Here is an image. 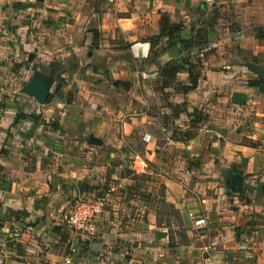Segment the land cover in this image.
Returning <instances> with one entry per match:
<instances>
[{
  "label": "crops",
  "instance_id": "obj_1",
  "mask_svg": "<svg viewBox=\"0 0 264 264\" xmlns=\"http://www.w3.org/2000/svg\"><path fill=\"white\" fill-rule=\"evenodd\" d=\"M164 15L174 35L190 40L199 31L205 34L204 44L187 51L181 45L165 48V39L153 38ZM258 29L262 31L258 33ZM263 35L264 0H0V70L4 61L19 57L22 49L32 63L85 66L80 78L89 82L100 78L107 83L114 78L116 98L127 104L131 113H127L128 119H120L121 131L116 141H110V159L127 158L126 153L115 150L126 136L153 121L160 122L159 112L148 114L149 95H145L154 91L155 84L161 85L159 68L168 62L179 64L176 81L187 85L190 70L186 63L195 65L199 74L195 89L185 93L179 85L159 87L152 95L158 104L161 92L170 93L166 112L179 105L177 115H169L168 126L181 127L183 137L166 140L177 145L182 155L178 159L167 155L173 164L168 169L173 172L176 163L178 170L199 177L203 181L199 182L200 196L194 202L172 198L184 228L181 242L173 243L167 234L166 241L160 243L154 238L159 229L150 235L140 233L137 249L146 248L145 256L134 249L137 259L126 264H264V91L259 76L247 66L264 67ZM154 47L160 48L158 55L152 54ZM70 71L65 73L73 76L79 70ZM250 81H260V86H251ZM2 85L0 172L6 178L0 182V264H46L55 260L49 247L56 239L51 240L45 232L58 235L71 186L80 176L94 177L97 166L80 165L85 158L94 159L95 153L80 159L72 153V146L62 152V141L75 143L79 133L57 114L71 110L70 118L75 119L74 105L59 108L53 100L39 105L20 89L13 92ZM36 112L43 121L32 117ZM19 114L25 118L14 125ZM183 115L187 122L181 121ZM109 123L105 124L109 127ZM191 124L197 127L196 132L189 133ZM138 134L146 152L134 156L133 168L143 171L146 160H157L158 147L153 134ZM144 134L151 136L148 142L143 141ZM23 143L29 145L23 153L34 161L28 169L24 160L17 159ZM48 155L56 164L45 162L51 161ZM58 164L60 168L52 171ZM238 175L243 177L241 194L217 186L218 179L227 176L226 181ZM210 189L218 195L216 199L204 192ZM188 213L205 218L207 225L193 227ZM108 214L107 210L100 214L96 236L83 239L93 243L101 237L106 251L120 248L126 236ZM12 242L18 248H12ZM108 259L111 263L121 261L119 256Z\"/></svg>",
  "mask_w": 264,
  "mask_h": 264
},
{
  "label": "rangeland",
  "instance_id": "obj_2",
  "mask_svg": "<svg viewBox=\"0 0 264 264\" xmlns=\"http://www.w3.org/2000/svg\"><path fill=\"white\" fill-rule=\"evenodd\" d=\"M161 24L165 26L168 25L167 16L164 15L161 17L159 25ZM153 38H156L155 35ZM159 50L160 48L154 47L152 54L158 55ZM18 54H20L19 57H15L9 60V62L4 61L3 68L0 70V83L3 84L2 86L16 92L29 83L31 77L36 72H41L51 77L53 79L50 89V94H52L51 100L55 101L54 103H57L59 108L71 104L74 105L72 111L75 119L70 118L71 110L66 113L64 111L63 113L65 114H57V118L60 117V121H69L79 133L75 140L72 139L73 141H77L75 143L61 140L64 142L62 145V152L70 151L69 147L72 146V153L78 155L80 159L83 157L85 158L86 153H95L94 159L89 160L85 158V161H83L84 165H80V168L87 164H94V166H97L93 179L90 176H80L79 180H75L76 182L71 186V193L67 194L69 203L64 208L63 215L67 216L73 210L75 201L79 198L95 203L102 202V211L107 210L109 213L108 216L113 219L112 222L119 227V231H123L122 233L126 235L122 242L123 245L120 248L115 246L112 250L106 251V249L103 248V240L101 237L92 241L93 243H86L85 240L83 242L81 239L76 240L77 236L72 234L65 222V218H63L60 226H57L58 228L56 227L59 229V233L56 237L53 232H51L52 234L45 232L47 236L51 237V240L56 239L55 242L53 241L54 244L49 247L52 249L51 254L55 256V260L51 258L46 264H60L63 255L69 256V258L71 260L73 259L77 264H126L130 259H137V254H135L136 250L134 249L140 246V233L142 235H147L155 229H159L170 235V238L173 239V243L181 242L184 228L182 227L183 224L179 211L171 204L175 203L172 201V198L174 196L175 198L178 197L175 200H186L187 202L197 201L200 196L199 184L203 181H200L199 177H196L194 174L187 175L185 170H178L177 167L179 166H176V163L174 164L175 169H173V172L172 169H168V167H173V164H170V160H167L166 156L169 155L170 157L172 155L175 159H178L179 156L182 155V152H179L180 148H178L177 145L168 144L169 142L166 139L169 137L182 139L183 137V131H180L182 129L181 127L168 126L170 122L168 118L169 115L175 114L176 116L175 110L179 109V105L175 110L170 106L168 112H166V106L171 105L168 102V95L170 93L161 92V95L158 96L160 100L157 104V100L152 93H158L159 91H157V89H159L160 86L158 84L156 86L155 84L153 88L154 91L145 92V95H149L148 105L150 110L148 114L155 115L156 112H159L158 114L161 118L160 122L157 123L153 121L151 124H148L145 129L143 128L145 132L153 134L156 137L158 147V149H156L157 160H146L145 166H143L144 170H136L133 168L134 156H142L145 155L146 152L145 146L140 141V134H138L144 132L142 128H138L134 130L133 134L126 136L125 142L123 141L119 147L115 149L119 154L126 153L128 155L127 158L116 161L115 159H110L108 156L111 150H113L110 141H116L115 136L121 131V129H119V125L121 124L120 119H128L127 113H131L130 110L127 109V104L124 106V104L116 98L117 86L115 85V80H113L114 78L107 79V83H104L100 78H98L99 80L89 82L80 78V76L84 74L81 73V71L85 66L80 67L78 65L80 68L77 69L76 65H73L71 62L70 64H64V68L57 67L60 65L50 66L49 64L40 62L32 63L27 53L22 49L18 51ZM59 69H68L65 70L66 72L70 71V69V72L74 70L76 72L79 71L77 75L73 76L67 75L66 73L62 74V76L59 74L55 75L54 73L52 76L50 75V72H55ZM117 82L121 84L125 83L120 81ZM144 84L147 85V83ZM178 85L179 82L176 81V87ZM138 87L139 86H136V88ZM139 92L140 90L137 89V93ZM94 96H98V98L92 100ZM129 99L131 98L129 97ZM152 107H154V109ZM158 107L163 108V111H157ZM75 112L79 113L80 116L77 117ZM119 112H121V114H119ZM51 113L54 116V112ZM32 117L38 121H43L40 120L41 114H38V112L32 115ZM186 118V115H183L180 119L181 121L183 119L186 121ZM106 121L110 122L109 127L105 124ZM190 126L191 130L189 133L197 131L195 125L191 124ZM89 133L101 139L102 145L95 146L87 144L86 137ZM28 146V144L23 143L18 147L19 151H17V159L19 161L24 160L27 163V169L34 164L33 159L28 160L32 158V156L23 153L25 149H28ZM47 158L51 161L45 160L46 163L50 165L56 164L54 158H50L49 155ZM185 163L189 164L188 161H185ZM120 164H123V166L120 167ZM53 166L52 171H56L60 168L59 164ZM83 173L85 172L83 171ZM4 178H6V175L0 172V182H2ZM226 178L227 176H224L218 179L217 182V186L222 188L223 191H225ZM195 184H198V186ZM62 185L64 187H70V185L66 183ZM80 185L83 186L82 193L79 191ZM65 191L68 190L65 189ZM204 192L206 194H211L214 199L218 197V195H214V190L210 189ZM151 215H153V217ZM53 227L49 230L53 231ZM154 238H156V236ZM125 239L126 241H124ZM158 241L162 243L166 241V238ZM15 248H18L17 244ZM41 248H45L42 243ZM145 249L146 248H143L141 251L137 249L138 255L144 257L146 253ZM110 256L115 258L119 256L121 261L114 259L113 261H115V263H111L108 259ZM74 262H71V264H74Z\"/></svg>",
  "mask_w": 264,
  "mask_h": 264
},
{
  "label": "trees",
  "instance_id": "obj_3",
  "mask_svg": "<svg viewBox=\"0 0 264 264\" xmlns=\"http://www.w3.org/2000/svg\"><path fill=\"white\" fill-rule=\"evenodd\" d=\"M261 31L262 29H258V33ZM256 36L260 37L259 34H257ZM204 37H205V34L204 33L201 34V32L198 31L197 34L194 35L190 40H182L177 35H174V31L172 30L171 27H167L163 24L160 25L159 33L156 36V38H163L166 40L165 48H170L175 45H181L184 51L191 50L192 48H196L199 45L204 44ZM262 37L264 38V35ZM182 62H185V61L183 60ZM186 64L190 70L189 77H188L189 84L179 85V89L185 93L196 88L197 81L199 78V74L196 73V71L194 70L195 65L188 63V62ZM159 71H160V78H161V85H160L161 89H165V88L176 85V74L179 72V64L175 62H168L167 64L161 66L159 68ZM65 72L66 71L64 69L63 70L59 69L55 72L54 71L50 72V75L52 76V74L54 73L55 75L59 74L60 76H62V74H65ZM248 84L254 87H259L260 81H252V82L250 81ZM51 98H52V94L49 95L46 103H49L51 101ZM242 103H244V101ZM24 118H25L24 115H21V114L16 115L13 121V124L15 125L16 123L19 122V120H22ZM185 134L188 135V133H185ZM90 241L89 239H87V241L85 240L86 243H89Z\"/></svg>",
  "mask_w": 264,
  "mask_h": 264
},
{
  "label": "built area",
  "instance_id": "obj_4",
  "mask_svg": "<svg viewBox=\"0 0 264 264\" xmlns=\"http://www.w3.org/2000/svg\"><path fill=\"white\" fill-rule=\"evenodd\" d=\"M151 136L149 134H144L142 139L144 142H148ZM102 202H92L88 200H82L79 198L75 201L73 210L65 216V222L71 230L72 234L76 235L78 239L83 240L84 238L94 237L97 234L96 222L99 215L102 213ZM188 219L191 225L194 227H203L207 225V220L194 213H188ZM17 233L13 234L15 239ZM14 241V240H13ZM12 248L15 247V243L12 242ZM63 264H71L72 260L69 256L63 257Z\"/></svg>",
  "mask_w": 264,
  "mask_h": 264
},
{
  "label": "water",
  "instance_id": "obj_5",
  "mask_svg": "<svg viewBox=\"0 0 264 264\" xmlns=\"http://www.w3.org/2000/svg\"><path fill=\"white\" fill-rule=\"evenodd\" d=\"M249 69H251L256 75L259 76L261 80V90L264 91V67L258 66L256 64H248ZM52 78L44 75L41 72H36L23 88L20 89V93L26 96L32 97L39 105H44L50 95V89L52 85ZM87 144L101 146L102 141L90 134L87 139ZM225 186L228 190L236 194H241L243 191V177L235 176L230 180L225 181ZM264 190V188H263ZM80 193L83 192V186H79ZM157 240H162L167 237V233L164 231H157Z\"/></svg>",
  "mask_w": 264,
  "mask_h": 264
}]
</instances>
